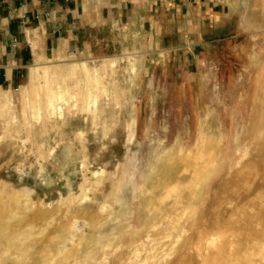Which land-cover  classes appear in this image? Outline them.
Masks as SVG:
<instances>
[{
  "label": "rangeland",
  "instance_id": "obj_1",
  "mask_svg": "<svg viewBox=\"0 0 264 264\" xmlns=\"http://www.w3.org/2000/svg\"><path fill=\"white\" fill-rule=\"evenodd\" d=\"M237 11L206 46L115 36L0 86V205L25 235L0 240L2 264H264V0ZM57 85L73 95L60 114Z\"/></svg>",
  "mask_w": 264,
  "mask_h": 264
},
{
  "label": "crops",
  "instance_id": "obj_2",
  "mask_svg": "<svg viewBox=\"0 0 264 264\" xmlns=\"http://www.w3.org/2000/svg\"><path fill=\"white\" fill-rule=\"evenodd\" d=\"M240 5L241 0H0V86H18L37 63L115 36L167 40L174 52L206 46L238 30Z\"/></svg>",
  "mask_w": 264,
  "mask_h": 264
},
{
  "label": "bare ground",
  "instance_id": "obj_3",
  "mask_svg": "<svg viewBox=\"0 0 264 264\" xmlns=\"http://www.w3.org/2000/svg\"><path fill=\"white\" fill-rule=\"evenodd\" d=\"M46 85H47V80H46ZM47 88H49V87H47ZM0 96L3 97V99L6 103L10 102L11 97L7 92L6 93H0ZM46 96H47V109H48V111H50V113H56L59 111V114H60V109H61V107H59V103L60 102H67L68 98H70V99L73 98L72 94H70L66 89H64L63 87H61L59 85L56 86V89L49 88L47 90ZM92 105L96 106V100H94L92 102ZM32 111H34L33 107H32ZM183 160L186 161V157H184ZM214 160H215V155L211 154L209 156V158L207 159V161L205 162L203 169H200L199 166L196 167L194 165L195 166L196 181H200V180L205 178V176L208 174L207 170L213 164ZM152 169H153V167L151 168V170ZM125 185H126V187H122V186L116 187V190L122 191L124 188L127 190L130 189V192L128 191V192H126V194H122V195L116 194L117 201H118L117 203H118V206L120 209H119V212H117L115 215H113L110 220H114L115 218H117L118 215L122 214L128 208V200H129V197L133 194V188H135V187H134L131 179L129 181H127ZM187 185L188 184H182L181 182H175V183L168 185L166 187L167 188L166 193H167V195L173 193L175 195L176 202L179 203L180 199L182 197L181 193L183 192L184 188L187 187ZM12 193L13 194L14 193L23 194L25 196H28L29 191L27 188H21V189L13 190ZM69 199L70 198H68L67 200H69ZM26 202L28 203L29 208L32 206H35L37 204V202L31 201L28 198H27ZM0 206H1V208H0V227H3L4 231H8L7 233H5L2 230V233L0 235V240H3V241L5 240L7 242H9V241L11 242V239H12V242H14V240H22L23 238H25V235L23 233L14 234L12 232V230L15 231V229L18 228L17 227L18 225L10 223V221L7 218V216H8L7 214L12 212V210L16 209L14 204L12 202L6 201L5 203L2 202ZM171 223L176 224L173 221ZM213 240L214 239H212L211 242H213ZM12 242L10 244L14 245V243H12ZM92 258H93V255H91V259ZM92 263L93 262L90 263V260H87L84 262V264H92ZM0 264H2V261Z\"/></svg>",
  "mask_w": 264,
  "mask_h": 264
}]
</instances>
